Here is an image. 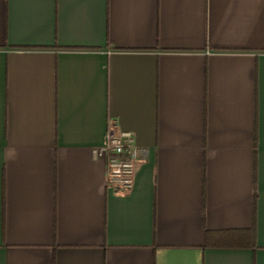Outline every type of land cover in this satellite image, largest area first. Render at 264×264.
I'll return each mask as SVG.
<instances>
[{
  "label": "crops",
  "instance_id": "1",
  "mask_svg": "<svg viewBox=\"0 0 264 264\" xmlns=\"http://www.w3.org/2000/svg\"><path fill=\"white\" fill-rule=\"evenodd\" d=\"M0 264H264V0H0Z\"/></svg>",
  "mask_w": 264,
  "mask_h": 264
},
{
  "label": "built area",
  "instance_id": "2",
  "mask_svg": "<svg viewBox=\"0 0 264 264\" xmlns=\"http://www.w3.org/2000/svg\"><path fill=\"white\" fill-rule=\"evenodd\" d=\"M96 154L104 161L108 187L122 194L129 193L137 167L143 161L133 133L119 128L117 119H110L105 144Z\"/></svg>",
  "mask_w": 264,
  "mask_h": 264
},
{
  "label": "trees",
  "instance_id": "3",
  "mask_svg": "<svg viewBox=\"0 0 264 264\" xmlns=\"http://www.w3.org/2000/svg\"><path fill=\"white\" fill-rule=\"evenodd\" d=\"M205 246L210 248L255 249V227L244 229L206 230Z\"/></svg>",
  "mask_w": 264,
  "mask_h": 264
}]
</instances>
